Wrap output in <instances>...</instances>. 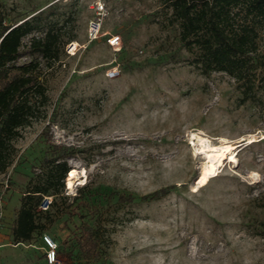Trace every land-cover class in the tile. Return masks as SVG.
Instances as JSON below:
<instances>
[{
	"label": "rangeland",
	"instance_id": "374dc122",
	"mask_svg": "<svg viewBox=\"0 0 264 264\" xmlns=\"http://www.w3.org/2000/svg\"><path fill=\"white\" fill-rule=\"evenodd\" d=\"M90 1L0 0L4 22L40 14L61 31L58 59L38 57L46 101L12 141V162L0 174V264H47L44 235L63 264L60 242L78 230L84 210L74 196L82 186L103 204L101 258L86 264H264V93L242 102L234 78L202 74L165 0L107 1L101 33L88 42ZM41 34L26 36L22 50ZM110 35L119 36L116 46ZM111 69L114 78L106 76ZM48 143L72 149L67 162L75 175L71 182L65 176L53 223L15 244L19 199ZM224 144L234 147V160L224 157L199 185L209 149ZM111 191L136 199L118 203ZM159 191V198H138Z\"/></svg>",
	"mask_w": 264,
	"mask_h": 264
},
{
	"label": "trees",
	"instance_id": "16d2710c",
	"mask_svg": "<svg viewBox=\"0 0 264 264\" xmlns=\"http://www.w3.org/2000/svg\"><path fill=\"white\" fill-rule=\"evenodd\" d=\"M165 5L181 44L193 54L190 62L202 74L216 71L234 78L242 102L254 99L256 90L264 93V0H165ZM34 31L42 34L31 36L28 49L23 51V39ZM60 44V29L44 24L40 14L19 23L4 22L0 15V174L12 162V141L37 117L39 105L47 98L38 57L58 59ZM23 55L33 59L18 64ZM72 152L68 146L48 143L42 158L32 166L10 228L13 243L28 242L45 230L47 223H53L50 209L63 197L64 179L70 172L67 158ZM86 189L80 187L74 196L84 211L71 242H60L66 249L62 250L63 264H86L101 258L98 216L102 199ZM109 195L118 203L136 199L118 191ZM162 195L159 191L138 198L150 200ZM44 197H50L47 209L40 207Z\"/></svg>",
	"mask_w": 264,
	"mask_h": 264
},
{
	"label": "built area",
	"instance_id": "2783aa9c",
	"mask_svg": "<svg viewBox=\"0 0 264 264\" xmlns=\"http://www.w3.org/2000/svg\"><path fill=\"white\" fill-rule=\"evenodd\" d=\"M107 1H120V0H91L89 4V8L92 10L94 16L89 19L86 27V38L88 42H92L93 40L97 39L101 33L102 28V20L105 15V4ZM107 42L111 46H116L119 42V36L118 35H110L107 38ZM73 45H75V42H70L66 46L67 52H70L73 48ZM117 72L115 69L108 70L106 72V76L108 78H114L116 77ZM50 200V197L47 198V201ZM43 209H46L48 205L40 206ZM43 240L46 245L45 250V260L47 264H62L60 259L58 258L56 247L57 244L55 241L48 235L43 236Z\"/></svg>",
	"mask_w": 264,
	"mask_h": 264
},
{
	"label": "bare ground",
	"instance_id": "6f19581e",
	"mask_svg": "<svg viewBox=\"0 0 264 264\" xmlns=\"http://www.w3.org/2000/svg\"><path fill=\"white\" fill-rule=\"evenodd\" d=\"M199 143H200V141H199ZM206 146H209V145L206 144ZM233 148L234 147L231 146L230 144H224V145L212 147L211 149H209L210 152L212 151V153L208 154L207 163L204 166L202 165L203 168L201 167L202 168V171H201V174H200V181L198 183L199 185H200V183H206L209 180V178H211L212 176H214L217 173L218 168H219V166H221L222 159L224 157H227L228 155H230L229 156L230 157L229 159L230 160H234L235 156L232 155L231 152H230V150L233 149ZM74 175H75V173L73 171L70 172V174H69V181L70 182L72 181V178L74 177Z\"/></svg>",
	"mask_w": 264,
	"mask_h": 264
}]
</instances>
